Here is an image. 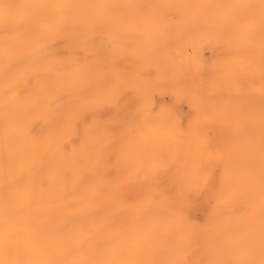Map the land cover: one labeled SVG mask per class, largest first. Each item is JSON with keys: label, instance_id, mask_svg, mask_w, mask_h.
<instances>
[{"label": "bare ground", "instance_id": "6f19581e", "mask_svg": "<svg viewBox=\"0 0 264 264\" xmlns=\"http://www.w3.org/2000/svg\"><path fill=\"white\" fill-rule=\"evenodd\" d=\"M184 1L218 12L0 0V264H264V103L221 133L233 71L177 82L172 53L155 61ZM179 39L196 67L218 69L202 56L216 31Z\"/></svg>", "mask_w": 264, "mask_h": 264}, {"label": "rangeland", "instance_id": "374dc122", "mask_svg": "<svg viewBox=\"0 0 264 264\" xmlns=\"http://www.w3.org/2000/svg\"><path fill=\"white\" fill-rule=\"evenodd\" d=\"M203 2H205L207 5L206 0H204ZM188 4L189 3L187 1L180 2L181 7L183 6L182 10L178 12L177 11L172 12L173 20L175 23H176V19L179 16L180 17L184 16V20L179 26L181 29H179V27L176 25H173L170 28L171 35L172 32L175 33L172 35L173 37H171L173 38L172 39L173 41L168 39L169 41L166 44V46L168 45L167 47L163 44L165 43V41L162 42L161 45H159L160 41L156 43L157 49L155 53V61L158 63L160 62L165 63L166 55L172 53L171 54L172 60H174L179 67L178 69L179 71L177 70L176 73L174 74V76L177 75L176 76L178 77L177 80L180 79L177 82H182L187 79L185 76H183L184 73L187 72L186 71L187 69L192 73H196L200 71L206 75L208 73L209 74L212 73V74H216L217 76L218 74L217 85L218 84L222 85V80L220 79V70L233 71L234 76L240 79V83L238 87L232 88L231 92L233 91L232 93L234 94L228 93L227 97L233 95L234 97H236L237 101L236 104H232L231 112L227 116L218 115L219 124L217 123L215 125L216 127L219 128L221 126V128L219 129L221 130V133H225V130L227 133H230L228 126H232L233 123H235V125L242 123V122L236 123L237 121H235V119L244 116V113H241L240 115L237 114L238 109L240 107L244 112H246V106L248 102L251 103L252 99L257 100L258 99L257 97L259 95H261L259 96V98L260 97L261 98L258 100L261 103H264V94H263L264 93V0H214L213 4L217 5L218 7V12L216 11V13H213L212 11L208 12V9L206 7H204L203 10V8H200V5L198 7H189ZM192 20H196V21H192ZM217 20H218V24H217ZM208 21L211 25L208 23ZM184 26L188 30L184 31L183 29H186L184 28ZM190 26L193 29L190 30ZM181 30H183L184 32L182 33ZM200 30H207L209 33L216 31L218 34V41L215 45L217 46V49L211 50L208 48V45L206 47L204 46L202 49L203 58L204 59L206 58L205 60L210 63L212 61L215 63L217 62L216 65H218V69H215L211 66H205L201 68L196 67V63L192 58L196 49L195 46L193 45L192 42H182L179 39V38L188 37L189 41L194 40L198 37ZM129 35L131 38H136L135 33L130 32ZM166 50L168 51V53ZM180 67H181V71H180ZM171 83H173V81ZM243 83H245L244 87H243ZM164 86L165 83L157 84L156 91L160 90V87H164ZM240 86L243 87V89L242 88L240 89ZM251 86L255 87L256 88L255 90H257V92H255L254 90L252 93H250L249 91L251 89L250 88ZM224 87L228 88L226 86ZM220 90L221 89H218L219 92L216 91L215 94L217 95L216 97H218V99L221 98L222 95H224V92H221ZM235 90L236 92H234ZM205 93L206 92H203V94ZM237 96L241 97L242 99L238 98ZM248 96L250 97V99H248L249 98ZM244 97L245 98L248 97L247 98L248 100L246 99L247 102L244 99ZM259 107L264 108V105H262V107L261 106ZM183 109H185V107ZM202 123H201L202 126L199 127L198 131L205 130L207 125L214 126V124L211 121H208L207 123L206 122H202ZM211 200L212 202H214L216 199L214 196H212Z\"/></svg>", "mask_w": 264, "mask_h": 264}]
</instances>
